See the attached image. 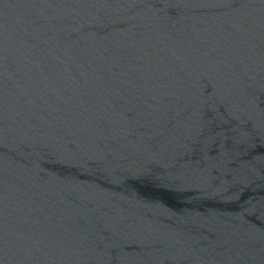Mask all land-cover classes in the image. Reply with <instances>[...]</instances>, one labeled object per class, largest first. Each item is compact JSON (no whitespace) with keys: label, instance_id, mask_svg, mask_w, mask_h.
Listing matches in <instances>:
<instances>
[{"label":"water","instance_id":"water-1","mask_svg":"<svg viewBox=\"0 0 264 264\" xmlns=\"http://www.w3.org/2000/svg\"><path fill=\"white\" fill-rule=\"evenodd\" d=\"M0 264H264V0H0Z\"/></svg>","mask_w":264,"mask_h":264}]
</instances>
